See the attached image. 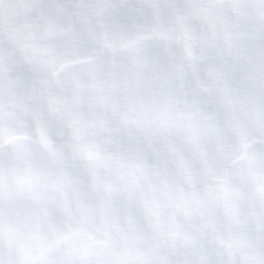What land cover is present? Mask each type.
Wrapping results in <instances>:
<instances>
[{
  "label": "clouds",
  "instance_id": "9594fccd",
  "mask_svg": "<svg viewBox=\"0 0 264 264\" xmlns=\"http://www.w3.org/2000/svg\"><path fill=\"white\" fill-rule=\"evenodd\" d=\"M0 264H264V0H0Z\"/></svg>",
  "mask_w": 264,
  "mask_h": 264
}]
</instances>
